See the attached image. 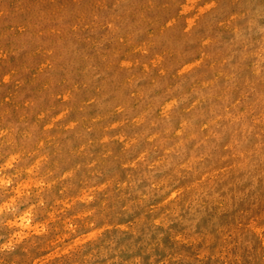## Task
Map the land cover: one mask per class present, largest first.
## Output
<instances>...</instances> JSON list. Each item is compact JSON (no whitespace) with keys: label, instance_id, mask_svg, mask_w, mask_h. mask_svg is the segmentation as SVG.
Instances as JSON below:
<instances>
[{"label":"clouds","instance_id":"1","mask_svg":"<svg viewBox=\"0 0 264 264\" xmlns=\"http://www.w3.org/2000/svg\"><path fill=\"white\" fill-rule=\"evenodd\" d=\"M0 264H264V0H0Z\"/></svg>","mask_w":264,"mask_h":264}]
</instances>
